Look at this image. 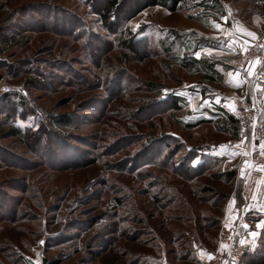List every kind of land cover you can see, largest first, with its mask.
<instances>
[{"label": "rangeland", "instance_id": "obj_1", "mask_svg": "<svg viewBox=\"0 0 264 264\" xmlns=\"http://www.w3.org/2000/svg\"><path fill=\"white\" fill-rule=\"evenodd\" d=\"M104 2L0 0V36L15 34L0 49V105L22 95L13 125H44L32 148L0 136V264H221L222 226L244 241L229 219L245 200L244 157L253 169L264 162L253 161L248 134L197 114L201 87L211 109L222 106L212 101L221 86H202L203 73L184 63L199 52L247 76L259 60L252 77L264 76V0H186L174 11L121 0L106 23ZM259 217L247 214L250 229ZM247 256L264 264V225Z\"/></svg>", "mask_w": 264, "mask_h": 264}, {"label": "crops", "instance_id": "obj_2", "mask_svg": "<svg viewBox=\"0 0 264 264\" xmlns=\"http://www.w3.org/2000/svg\"><path fill=\"white\" fill-rule=\"evenodd\" d=\"M196 60H200L198 57ZM204 62V59L202 60ZM230 62L223 61L220 64V67L216 69L215 67H212V78L208 79L202 75V83L201 85L204 86L206 82H218L221 86V88L214 94V98L212 101H215V99H219V103H222V106L220 105H213L214 108L209 109L204 105L210 100L207 97V93L204 90V88L201 87V90L197 93V95L200 96L202 103H200L198 106V115L201 117H207L211 116L213 121H219L223 118L225 114L232 115L236 118V106H234L233 109H229L228 105L232 102L234 103V96L235 95H241L247 94V97H250L255 89V79L254 77L245 75H239V77H236L235 74L232 76L229 75L230 73ZM239 69V65L237 67ZM236 68V70H237ZM239 71H236V73ZM241 73V72H239ZM238 96V97H239ZM227 99V100H226ZM223 100V101H221ZM226 100V102H225ZM261 119V118H260ZM258 167H255L254 169L250 167L246 163L244 166V174H245V182H244V203L242 204L240 208V212L237 214L230 213L229 219L231 218L235 225L237 234L241 235V237L244 239L245 242V251L243 254V258L240 261L239 264H254L255 261H250L251 259H247V242L250 240L255 239L259 236V232L262 229L261 222L264 221V169L258 170ZM250 212H256L259 213V217L255 221L254 229H250L249 227L245 228L243 227L244 224L248 225L247 220V214ZM263 214V215H262ZM252 232H256L257 235L253 237L251 235ZM209 256H212L211 254ZM208 258V257H207ZM210 258V257H209Z\"/></svg>", "mask_w": 264, "mask_h": 264}, {"label": "trees", "instance_id": "obj_3", "mask_svg": "<svg viewBox=\"0 0 264 264\" xmlns=\"http://www.w3.org/2000/svg\"><path fill=\"white\" fill-rule=\"evenodd\" d=\"M186 0H145L143 5L141 6V10L151 7V6H161L164 8H168L171 11L176 10L182 3H184ZM121 0H105L104 4L101 7L100 10V18L103 22H108L111 17L113 18L114 15H116V12L120 6ZM54 22L57 21V18H54ZM52 28L55 29V26L52 25ZM63 33H72V29L68 28L67 30L63 31ZM14 33L12 34H5L0 36V49L1 51H4L5 49H9L14 44ZM128 43H125V46H128ZM132 46V45H131ZM86 44L83 43V48L86 50ZM89 49V48H87ZM134 50V49H133ZM135 51V50H134ZM188 64H193L196 67H198V71H201L204 77L211 79L212 78V66L208 62H204L202 60H196L193 58H190V63H184V66L188 67ZM7 67V66H6ZM8 68V67H7ZM30 69V70H29ZM29 72L31 74H37L38 76L42 75V71L39 70L38 67H30L28 68ZM155 87V86H153ZM178 98H175L174 101L171 102V107L174 110H179L181 108V105L177 101ZM3 102L0 106H4L5 110L3 112V120L0 121V136L6 132V134H9L15 138H18L21 140V142L28 146L29 148H32V142L35 139V136L37 133H40V131L43 129L44 125H40L37 132H33L32 130L24 131L21 128L15 127L13 125V120L18 114L15 110V107H18L19 105H25V99L21 96H19V100L13 101V98L11 95H4L3 96ZM22 115V113H21ZM22 118V117H20ZM58 121V120H57ZM211 119H199L196 123H193L195 125L199 123L204 122H210ZM50 122L55 123L52 119ZM44 124V123H43ZM189 125V124H188ZM214 125L217 128H220L224 131H231L234 135L237 134L238 131V120L237 118L233 117L232 115L225 114L223 118L219 121H215ZM191 126V125H190ZM53 264H58L57 261Z\"/></svg>", "mask_w": 264, "mask_h": 264}, {"label": "built area", "instance_id": "obj_4", "mask_svg": "<svg viewBox=\"0 0 264 264\" xmlns=\"http://www.w3.org/2000/svg\"><path fill=\"white\" fill-rule=\"evenodd\" d=\"M256 55L257 54L253 49L249 51L247 50L246 65H248ZM260 59L262 60V58ZM254 79L256 87L252 95L249 98L247 97L239 100L236 105V110L238 111V133L243 139H245L247 134L250 136L258 150V153L253 158V161L256 164L261 165L264 162L261 148V144L264 143V125L259 123L257 120L259 105L262 100V93L260 89L264 84V76L257 73L254 76ZM244 160L248 163L252 160V158L246 154ZM232 210L235 214L240 212L236 206H234ZM235 234L236 231L233 225L229 224L222 226L220 236L221 240L225 242L226 255L221 264H239L243 258L245 249L242 244L234 240Z\"/></svg>", "mask_w": 264, "mask_h": 264}, {"label": "snow or ice", "instance_id": "obj_5", "mask_svg": "<svg viewBox=\"0 0 264 264\" xmlns=\"http://www.w3.org/2000/svg\"><path fill=\"white\" fill-rule=\"evenodd\" d=\"M216 27L219 28L220 26H219V25H216ZM248 35H249V36H253L254 34H253V33H248ZM233 43H235V41H233ZM199 55H200V53L197 52V53H196V56H197L198 58H199ZM258 63H259V60L256 61V64H258ZM256 64H252V65H250V67L248 68V70H247V74H248L249 76L253 75V73H254V71H255V68H256ZM229 75L232 76L233 74H232V73H229ZM239 75H240L239 72H237V73L235 74L236 77H239ZM219 102H220L219 99H217V103H219ZM228 107H229V109H233V110H234V106H233V105L229 104ZM220 147L223 149V148L226 147V146H225V145H220ZM261 148L264 149V143L261 144ZM261 224L264 225V221H262ZM243 227L247 228L248 225H247V224H244ZM251 235H252L253 237H255V236L257 235V233H256V232H252ZM241 243L243 244L244 241H241Z\"/></svg>", "mask_w": 264, "mask_h": 264}, {"label": "water", "instance_id": "obj_6", "mask_svg": "<svg viewBox=\"0 0 264 264\" xmlns=\"http://www.w3.org/2000/svg\"><path fill=\"white\" fill-rule=\"evenodd\" d=\"M246 163H247L246 161H243V163H242L243 164V167L246 165Z\"/></svg>", "mask_w": 264, "mask_h": 264}]
</instances>
